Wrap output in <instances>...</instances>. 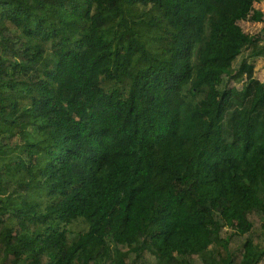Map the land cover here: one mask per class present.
Listing matches in <instances>:
<instances>
[{"label":"trees","instance_id":"obj_1","mask_svg":"<svg viewBox=\"0 0 264 264\" xmlns=\"http://www.w3.org/2000/svg\"><path fill=\"white\" fill-rule=\"evenodd\" d=\"M257 1L0 0V264H264Z\"/></svg>","mask_w":264,"mask_h":264},{"label":"rangeland","instance_id":"obj_2","mask_svg":"<svg viewBox=\"0 0 264 264\" xmlns=\"http://www.w3.org/2000/svg\"><path fill=\"white\" fill-rule=\"evenodd\" d=\"M255 8L262 10L264 13V0H258L257 2H255ZM240 24L247 33L251 35H260L263 38V40L261 41V44L264 45V22L263 21L255 22L251 20H244V21H241ZM249 54H250V51L245 50L239 56V58L234 62L233 67L238 68L242 59L245 58L246 56H249ZM252 61L256 65L257 77L260 80H264V56L255 57L253 58ZM227 85L229 87L235 86L238 88H242L243 81L240 79L234 78L232 80H229Z\"/></svg>","mask_w":264,"mask_h":264}]
</instances>
